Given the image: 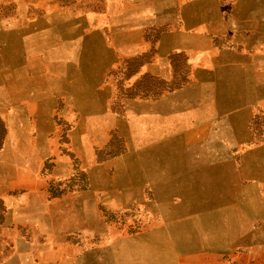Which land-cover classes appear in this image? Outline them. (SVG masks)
Masks as SVG:
<instances>
[{
    "label": "crops",
    "instance_id": "1",
    "mask_svg": "<svg viewBox=\"0 0 264 264\" xmlns=\"http://www.w3.org/2000/svg\"><path fill=\"white\" fill-rule=\"evenodd\" d=\"M94 9L82 19L91 29L85 37L66 33L53 38L64 42L59 45L62 53L67 42L75 43L71 67L75 71H60L52 86L44 85L40 103L53 100V105L61 101L86 106L78 109L77 117L86 123L115 120L103 108L107 99L98 93L103 82H93L96 79L91 77L98 73L106 79L105 71L96 70L94 62L115 58L117 52H140L147 46L150 28L168 27L158 38L154 69L170 55L182 54L190 77L170 97L128 106L126 118L119 121L128 122L139 146L130 150L127 165L119 167L123 171L118 176L130 186L128 192L154 185L189 195V186L212 185L221 191L227 178L234 176L232 170H238L255 193L250 197L237 194L234 201L246 204L236 210L247 213L249 202L263 203L262 222L256 232L264 234V172H260L264 171V0H234L230 4L221 0H103L97 6L101 12ZM59 24L76 26L79 22ZM6 33L9 35L8 29ZM50 38L44 33L39 37L44 42ZM216 38L229 44L217 47ZM77 42L91 45L78 52ZM30 52H35L34 45ZM2 91L0 73V103ZM18 100L17 94L11 105H18ZM48 120H52L50 116ZM49 138L44 137V145L36 147L32 161H21L15 153L7 159V146L0 148V264H86L88 257L92 264L93 260L99 264L97 193L100 185L111 186L110 180L104 167L98 170L101 183L96 179V163L77 156V143L68 147L69 151L60 149V154L59 148L48 143ZM65 154L76 168L69 176L68 164L62 159ZM237 156L240 165L233 164ZM76 177L81 185L71 189V184L68 189V178L73 183ZM219 200L231 199L224 194ZM226 215L225 205L219 209L224 226ZM201 225H206L205 219ZM180 233L172 231L178 247L190 248L196 242L186 243ZM87 238L91 247L83 252L82 239Z\"/></svg>",
    "mask_w": 264,
    "mask_h": 264
},
{
    "label": "rangeland",
    "instance_id": "2",
    "mask_svg": "<svg viewBox=\"0 0 264 264\" xmlns=\"http://www.w3.org/2000/svg\"><path fill=\"white\" fill-rule=\"evenodd\" d=\"M233 1L221 0L226 4ZM101 2L103 0H0V73L3 85L0 148L7 146L6 158L10 159L15 153L21 161H32L36 147L43 146L44 137L50 136L48 143L51 147L63 152L77 143V156L84 162L94 160L96 163V179L100 183L102 178L98 170L104 167L111 186L100 185L97 193L99 264H264V234L256 232L262 222L259 214L263 203L249 202L250 211L247 213L236 210L246 204L234 201L237 194L250 197L255 193L247 187L240 171L232 170L234 176L227 178V185L219 192L212 185H199L186 187L192 188L189 195L174 193L167 186L154 185H141L135 188L136 193L128 192L130 186L118 176L123 171L119 167L127 165L126 157L130 150L139 146V138L128 122L119 121L126 118L128 106H136L140 100L170 97L178 91L176 88L185 86L190 77V68L182 54L170 55L160 68L154 69L158 60L155 55L158 38L168 27L150 28L146 36V51L142 48L141 54L137 50H128L117 52L115 58H104V63L94 62L96 70L105 71L106 79L103 81L104 75L98 73H92L91 77L96 79L93 82H103L98 93L100 98L107 99L103 108H107L115 120L86 123L77 119L78 109L81 111L86 106L64 105L61 101L53 105V100L40 103L44 85L52 86L56 82L53 78L60 71H75L71 68L75 62V43L67 42L62 53L59 45L64 42L53 38L66 33L85 37L91 29L83 25L82 19L89 15L91 8L101 12L97 9ZM224 11L227 12L228 8ZM61 21H78L79 24L64 26L59 24ZM9 28L12 36L6 33ZM43 33L49 34L52 41L39 39ZM214 44L219 47L229 43L216 38ZM32 45L35 49L33 54L30 52ZM77 45L78 52H82L91 42H77ZM48 47L51 49L50 57ZM86 60L90 61V57ZM17 94L18 105H11V98L16 101ZM49 116L52 120H48ZM82 134H88V137H81ZM90 134L92 136L89 137ZM67 155H62V159L68 164L69 176L76 172V168ZM229 156L233 159L235 154ZM234 160V165H240L238 156ZM77 163L80 169L81 165ZM77 177L73 183L68 178V183H65L68 189L71 184V189L81 185ZM177 188L179 190L180 186ZM224 194L233 200L220 201ZM103 196L111 199L106 201ZM225 205L224 226L219 209ZM203 219L206 220L205 226L201 225ZM182 225H186L185 228ZM174 229L182 232L180 234L186 243L196 242L190 248L178 247L172 237ZM82 241L83 252H86L91 247L90 239ZM76 243L78 246L79 240ZM90 259L88 257L84 262L87 260L86 264H90Z\"/></svg>",
    "mask_w": 264,
    "mask_h": 264
},
{
    "label": "bare ground",
    "instance_id": "3",
    "mask_svg": "<svg viewBox=\"0 0 264 264\" xmlns=\"http://www.w3.org/2000/svg\"><path fill=\"white\" fill-rule=\"evenodd\" d=\"M9 30H10V28L8 29L9 36H12L13 34H12V32H10Z\"/></svg>",
    "mask_w": 264,
    "mask_h": 264
}]
</instances>
